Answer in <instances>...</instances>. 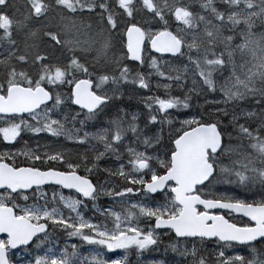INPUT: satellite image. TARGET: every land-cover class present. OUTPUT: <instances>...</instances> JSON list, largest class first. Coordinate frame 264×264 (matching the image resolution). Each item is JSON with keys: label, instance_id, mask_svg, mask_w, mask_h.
Segmentation results:
<instances>
[{"label": "snow or ice", "instance_id": "6c2138e0", "mask_svg": "<svg viewBox=\"0 0 264 264\" xmlns=\"http://www.w3.org/2000/svg\"><path fill=\"white\" fill-rule=\"evenodd\" d=\"M219 3L200 0L201 14L181 0H24L17 16L0 0V139L47 134L58 145L0 152V264H128L132 250L158 252L162 233L183 264H264V31H253L264 0ZM93 13L98 30L83 23ZM127 85L148 93L140 114L116 108ZM63 141L84 150L73 157ZM214 183L260 187L239 198ZM59 234L87 252L56 244ZM237 247L246 254L224 251Z\"/></svg>", "mask_w": 264, "mask_h": 264}, {"label": "rangeland", "instance_id": "374dc122", "mask_svg": "<svg viewBox=\"0 0 264 264\" xmlns=\"http://www.w3.org/2000/svg\"><path fill=\"white\" fill-rule=\"evenodd\" d=\"M161 2H162V0H161ZM168 2L172 3L173 0H168ZM181 2L185 3V4H188L190 6V10L193 11L194 13L200 12L201 14H204L201 10H199L200 9L199 8L200 0H181ZM216 2H217V4L219 6H222L223 8L226 7L224 5H221L219 3V0H216ZM8 3H9V7L7 9V12L10 15H17L18 16L19 13H17L16 10L13 8V4H17V5H21L22 6L23 3H24V0H8ZM109 3L111 4V0H109ZM0 7H2V6H0ZM137 19H139L141 21V23L144 22V19L141 16H137ZM48 21L50 23V26H58L57 22L52 20L51 15L49 16ZM76 22L79 25L81 23V18L80 17H76ZM41 23H43V21H41V22L31 21L30 22V27L37 28V27L40 26ZM83 23H85V24L92 23L93 26H94V30H98V29H95V26L99 23L98 15L96 13H93V14H90V15H86L85 17H83ZM118 23H123V21H118ZM151 23H152V26L154 28L155 27H162V24H158L157 21H152ZM169 24H170L171 30H176V22L175 21L170 20ZM240 27H243V25H241ZM253 31L256 34H259L261 31H264V28H261L259 22H257V24L254 27ZM238 33H239V29H237V35L234 37V43L235 44L240 43ZM229 34H231V33H228L227 30H225V35H229ZM14 36H15V33H14ZM88 36H91V33H88ZM85 38L86 37L84 35L80 36V39H82V40L85 39ZM19 40L21 42L24 40V34L23 33L20 34ZM21 46H22V44H21ZM44 47H45V45L42 43L41 44V48H44ZM217 50H220V49L218 48ZM60 54H61V51H60L59 48H57L54 52H51V55L54 58L59 57ZM147 59H151V56H148L146 54V60ZM89 60L91 61V57H89ZM239 62H240V57H239V55H237V63L239 64ZM101 65H103V61H101ZM142 70L147 75V72H148L147 63L144 64ZM225 75H227V72L225 73ZM82 78H84V77H82ZM93 79H95V74L93 76ZM103 87L106 90H110L112 88V85L109 83V84L104 85ZM173 87H175V85H173ZM60 91H64V90L60 89ZM153 91H155V90H153ZM122 92H123V99L114 102L116 104V108H124L126 111L136 112L137 114H140V113H142L144 111L143 104L141 103L139 97L141 95H147L148 93H145L143 90H137L132 85L125 86L122 89ZM202 95H204V94H202ZM205 99L212 100L213 99L212 94L206 95ZM215 99H220L219 91H217V93L215 94ZM198 103H203V100H201L199 102L195 100V104H194L193 107H194V110L197 113H199L201 111L200 107L197 106ZM210 107H214V105L205 104L204 105V111L207 112ZM116 108L111 109V111L114 113L116 111ZM248 110H256V111H258L259 109H258V106L251 105L250 107H248ZM105 120L106 119L104 118V116H102L99 121L95 122V124L99 125V126H104V121ZM0 126H2V122H0ZM141 126H143V117L142 116H141ZM176 126L178 127L179 124L177 123ZM89 130L90 131H95V127L89 128ZM54 140H55V138H49L47 136V134H40L39 137H35L31 133H23L21 135V137L18 138L17 142H14L12 145H7V144H5L2 141V139H0V152L18 150V149H23V148H26V147L27 148H35L37 145H40V150L44 151L45 147H47L49 145H51L52 147H57L58 146L56 143H54ZM127 142L128 141L126 140L125 143H127ZM166 142L167 141H165V143ZM62 146H63L64 150L69 152L73 157H75L77 152H82L84 150L83 148H79L78 149L75 145H73V144H71V143H69L67 141H63L62 142ZM21 159H23V158H21ZM103 179H104V177L101 178V180H103ZM211 187L214 190H218L221 193H224L226 190H227V193L228 192L231 193L230 189H226L222 185L216 186V187L211 186ZM259 187H260L259 184L255 185V187H251V189L249 190V193L255 192V191H259ZM47 193H48L47 199L49 200V202H51V200H52V189L47 190ZM64 195L68 196L66 194H64ZM31 198L33 200H35V201L37 199V197L35 195H31ZM31 198L29 200V203H33V201H31L32 200ZM57 199H58V197H57ZM102 202L107 204V198H103ZM156 202H161L162 203V199L159 198V199H156L155 201H153V203H156ZM21 203H23V201H21ZM91 207H92L91 204H89L88 208L84 210L88 217H91V216L94 215L93 212L91 211ZM65 215H68L67 210H65ZM226 218H227V215H226ZM59 236L64 238L63 239V244L65 243L66 240H67L68 243L77 244L82 255L85 254L87 252L88 248H89V246L83 245L82 242L79 241L78 239H76V238H67L63 234H59V235H56V236L52 237L56 241V244H58V245H59V239H60ZM159 240H160V243H159V251L158 252L162 251V250H160L161 246H163V251L161 252V254H162L161 259H158V260H165V261H167V264H183V262H184V258L183 257L176 256L170 249L167 252H165V248H166V246L169 243V235H165V234L162 233L160 235ZM61 242L62 241H60V243ZM46 246H47V242H44L39 248H46ZM53 246L55 247L56 245H53ZM201 247L204 250L206 255L213 253V246L212 245H208L207 248H203L202 245H201ZM154 250L155 249H153L152 251H154ZM224 251L228 255H233V254H236L237 252L239 254H241V255H245L246 252H247V251H242L239 247L236 248V249L225 248ZM118 253H120V252H118ZM145 253H148V252H145ZM41 254H43V252H41ZM171 255H173L172 259H170V257H169ZM128 257L130 259H134V261L132 260V262H130V264H139L138 262L142 261V258H143V256L138 258L136 256L134 250L129 252Z\"/></svg>", "mask_w": 264, "mask_h": 264}, {"label": "trees", "instance_id": "16d2710c", "mask_svg": "<svg viewBox=\"0 0 264 264\" xmlns=\"http://www.w3.org/2000/svg\"><path fill=\"white\" fill-rule=\"evenodd\" d=\"M218 5V4H217ZM218 7H221V8H223L222 6H219L218 5ZM199 10H201V9H199ZM173 94H179V90L178 89H176V87H173ZM194 104H195V100L193 101V106H194ZM185 111H188V110H185ZM105 119H109L110 117H104ZM104 177V175L103 174H100L99 175V178L101 179V178H103ZM94 179H95V177H94ZM220 185H222L224 188H226V189H230L231 190V193H227V194H229V195H235V196H238L239 198H245L246 196H248L249 194V190L251 189V187H253V186H251V185H249V187H247V188H241V187H239V186H230V185H225V184H223V183H214L212 186L213 187H216V186H220ZM32 199V198H31ZM31 201H33V202H35V200H31ZM47 247V246H46ZM238 248V247H237ZM41 249V250H40ZM42 249L43 248H36V249H34L35 251H37V252H39L40 254H41V252H42ZM242 251H247V249H241ZM128 264H130L129 263V260H128Z\"/></svg>", "mask_w": 264, "mask_h": 264}, {"label": "flooded vegetation", "instance_id": "af4514ba", "mask_svg": "<svg viewBox=\"0 0 264 264\" xmlns=\"http://www.w3.org/2000/svg\"><path fill=\"white\" fill-rule=\"evenodd\" d=\"M49 189H51V188H48L47 190H49ZM63 194L69 195L70 193H64V192H63ZM159 198H160V197H157L156 199H159ZM225 215H227V214H225ZM59 237H60V239H59V245H60V246H63V239H64V238L61 237V236H59ZM61 239H62V240H61ZM60 241H62V242L60 243ZM81 248H82V247H81ZM160 250L163 251V246L160 247ZM162 251L157 252L156 250H154V251H152V252L144 253V254L142 255V256H143L142 261H139L138 263H139V264H149V262L152 261V260H158V259H161V257H162L161 252H162ZM118 255L122 256L123 253L120 252V253H118ZM169 257H170V259H172V258H173V255H171V256H169ZM128 260H129V263L132 262V260L134 261V259H130L129 257H128Z\"/></svg>", "mask_w": 264, "mask_h": 264}, {"label": "water", "instance_id": "95a60500", "mask_svg": "<svg viewBox=\"0 0 264 264\" xmlns=\"http://www.w3.org/2000/svg\"><path fill=\"white\" fill-rule=\"evenodd\" d=\"M156 55H158V54H156ZM130 63H131V64H134L135 62H130ZM63 192H64V193H70L71 190H63ZM219 211H220L221 214H224V215L226 214V212H225L224 210H219ZM233 215L235 216V215H237V214H233ZM243 219L246 220L247 218H243ZM0 236H2V234H0Z\"/></svg>", "mask_w": 264, "mask_h": 264}]
</instances>
